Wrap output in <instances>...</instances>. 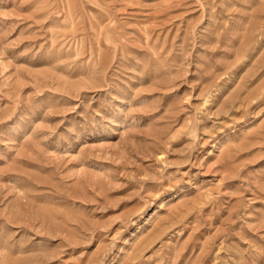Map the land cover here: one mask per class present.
Returning a JSON list of instances; mask_svg holds the SVG:
<instances>
[{
    "label": "rangeland",
    "instance_id": "1",
    "mask_svg": "<svg viewBox=\"0 0 264 264\" xmlns=\"http://www.w3.org/2000/svg\"><path fill=\"white\" fill-rule=\"evenodd\" d=\"M0 264H264V0H0Z\"/></svg>",
    "mask_w": 264,
    "mask_h": 264
}]
</instances>
